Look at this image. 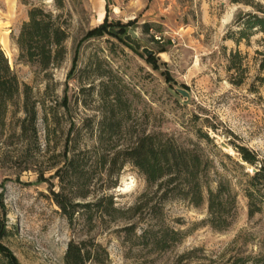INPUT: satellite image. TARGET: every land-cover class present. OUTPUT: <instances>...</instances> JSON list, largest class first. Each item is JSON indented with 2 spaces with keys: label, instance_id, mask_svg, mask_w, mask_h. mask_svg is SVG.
<instances>
[{
  "label": "rangeland",
  "instance_id": "obj_1",
  "mask_svg": "<svg viewBox=\"0 0 264 264\" xmlns=\"http://www.w3.org/2000/svg\"><path fill=\"white\" fill-rule=\"evenodd\" d=\"M251 3L264 5V0H63L62 9L56 0H0V46L22 87L29 86L38 103L36 135L30 127L23 130V95L0 126V229H8L4 244L19 264H66L71 241H84L92 250L100 246L94 251L96 260L87 264H233L240 259L264 264V211L249 217L248 200L235 182L238 211L221 232L206 223L207 204L196 208L181 199L160 203V195L151 193L144 203L161 208L162 214L154 218L146 209L134 216L129 210L141 202L147 183L132 164L123 168L116 188L103 192L99 181L92 197L75 202H94L106 193L118 209L134 216L131 220L114 214L90 223L83 212L71 226L52 200L60 189L57 171L70 156L71 145L107 153L138 136L158 135L184 148L199 143L215 155L212 146L199 142L194 116L200 117L199 126L209 120L218 127L220 135L210 134L224 153L235 155L227 145L232 139L264 159V86L251 91L253 62L246 84L233 85L222 51L226 47L229 55L237 49L226 37L235 29L236 16L250 11ZM33 7L60 16L68 25L65 58L47 70L20 59L17 39ZM104 24L124 29V40L135 30L141 46L155 51L153 61L114 37L86 41L90 31ZM155 33L162 43L154 40ZM258 39L239 47L249 60L259 49ZM102 129L110 132L99 144ZM216 161L227 169L221 173L233 174L227 159ZM146 229L151 233L140 239ZM171 230L183 237L173 241ZM161 231L167 236L163 249L154 241Z\"/></svg>",
  "mask_w": 264,
  "mask_h": 264
},
{
  "label": "trees",
  "instance_id": "obj_2",
  "mask_svg": "<svg viewBox=\"0 0 264 264\" xmlns=\"http://www.w3.org/2000/svg\"><path fill=\"white\" fill-rule=\"evenodd\" d=\"M56 2L58 8L62 9L63 0ZM250 6V11L240 12L236 16L233 25L235 29L230 30L226 37L236 45L237 49L231 50L229 55L226 47H223L222 51L227 62L225 71L230 76V82L235 86L246 84L251 74L250 63L253 62L255 74L251 91L256 93L259 87L264 86V5L251 3ZM28 17L17 39L20 59L38 65L42 70L59 65L67 53L65 47L69 38L67 23L61 22L60 16H55L41 7L31 8ZM149 31L150 26L145 24L144 32L148 34ZM123 33L124 29L117 30L104 24L90 31L86 41L110 36L124 42L136 54H141L122 39ZM255 37H259L256 41L259 49L255 50L254 56L249 60V55L243 54L239 47L242 44L250 47ZM153 58L147 60L152 62ZM20 95L24 96L23 111L26 115L23 130L26 132L30 127L36 135L38 103L33 99L32 89L27 85L22 87L0 46V126L5 122L9 107ZM194 121L199 142L212 146L216 150L215 155L207 153L199 143L184 148L171 139H163L158 135L138 136L131 144L121 148L116 147L108 150L107 153L100 151L98 147L81 150L71 145L67 147L70 156L66 157L64 166L57 171L60 189L52 193V200L73 226L78 215L83 212L89 215L90 223L94 222L95 217L103 218L105 215L114 216V214H119V219L131 220L136 216L135 214H140L146 209L152 211L154 218H157L162 214V209H157V206L151 205L150 202L144 203V199L151 193L154 196L160 195V203L170 199H181L196 208L207 204L206 223L221 232L233 224L237 214L239 207V193L235 189L237 184L248 200L249 217L263 213L264 159L257 151L232 139L227 145L234 150L235 155L224 153L215 136L210 134L212 132L220 135L218 127L209 120H202L200 126L197 125L201 121L198 116H194ZM114 127L111 131H115ZM109 132L108 129H102L99 144H102L105 134ZM230 134L240 140L233 133ZM220 156L231 163L233 167L231 172L237 173L236 175L220 172V169L227 172L224 163L216 161ZM127 164L136 167L147 183V191L143 194V199L129 210L134 212V216H128V212L118 209L113 197L106 193L97 196L94 202L75 203L78 199L85 201L92 197L94 195L92 188L99 181L104 184L101 187L103 192L116 188L118 177ZM113 175H116V178H113ZM128 228L134 230L133 226ZM171 232L175 236L173 241L177 236L183 237V233L179 231L171 230ZM150 233V230H144L140 239ZM9 234L6 227L0 229V264H19L16 256L4 244ZM154 241L160 249L165 248L161 247L163 242H167L165 232L161 231L160 235H156ZM93 247L95 249H88L84 241L80 243L71 241L65 255L66 264H87L95 261L94 251L100 246L96 244ZM233 264H247V259H240Z\"/></svg>",
  "mask_w": 264,
  "mask_h": 264
},
{
  "label": "water",
  "instance_id": "obj_3",
  "mask_svg": "<svg viewBox=\"0 0 264 264\" xmlns=\"http://www.w3.org/2000/svg\"><path fill=\"white\" fill-rule=\"evenodd\" d=\"M109 2L111 3V0H109ZM138 37H139L138 33L135 30L130 29L128 32V35L125 37V41L129 43L130 45H132L135 48V50L144 54L147 59L154 57L155 51L147 47L143 48L141 44L138 42ZM178 92L184 97H188V94L185 91L178 90Z\"/></svg>",
  "mask_w": 264,
  "mask_h": 264
},
{
  "label": "built area",
  "instance_id": "obj_4",
  "mask_svg": "<svg viewBox=\"0 0 264 264\" xmlns=\"http://www.w3.org/2000/svg\"><path fill=\"white\" fill-rule=\"evenodd\" d=\"M153 37H154L155 41H157L159 43L163 42L161 35H158V34L155 33V35H153Z\"/></svg>",
  "mask_w": 264,
  "mask_h": 264
}]
</instances>
